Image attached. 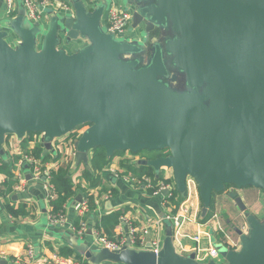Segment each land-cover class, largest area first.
<instances>
[{
	"label": "water",
	"instance_id": "95a60500",
	"mask_svg": "<svg viewBox=\"0 0 264 264\" xmlns=\"http://www.w3.org/2000/svg\"><path fill=\"white\" fill-rule=\"evenodd\" d=\"M70 1L73 13L46 9L49 22H32L22 4L0 30V155L9 135L42 133L46 154L81 127L77 165L99 146L110 157L163 151L144 164L170 169L182 194L193 177L203 216L226 185L264 191V0H125L142 41L106 31L107 0ZM79 39L88 44L73 53L61 46ZM228 195L249 230L234 227L238 249L224 233L215 246L225 261L207 264H264V220ZM71 245L93 264H201L177 253L172 226L158 253Z\"/></svg>",
	"mask_w": 264,
	"mask_h": 264
},
{
	"label": "crops",
	"instance_id": "0c3cea01",
	"mask_svg": "<svg viewBox=\"0 0 264 264\" xmlns=\"http://www.w3.org/2000/svg\"><path fill=\"white\" fill-rule=\"evenodd\" d=\"M108 6L115 2L121 7L125 6V0H107ZM92 8L98 5L101 0H92ZM110 2V3H109ZM96 3V4H95ZM22 0H16V11L13 14H8L4 0H0V30L4 22L18 14L22 6ZM52 8V7H50ZM46 9L40 7L42 11L41 21L49 22V17ZM57 13H73L74 11L55 9ZM107 12V11H106ZM105 12L102 18V24L107 19ZM31 20V19H30ZM36 20H32L35 22ZM131 28V26H129ZM130 30H128L129 32ZM128 33L130 40H141L142 32L137 34ZM17 40L11 39V43H16ZM88 43L84 39L73 40L68 44L61 45L68 53H73L77 49H81ZM25 138H28L27 149L34 150L37 145L44 148L43 134L34 132L31 137L28 133ZM75 139L69 138L68 135L57 138L53 141L51 154L61 152L65 155L66 161L70 163V174L74 182L83 184V187L78 189L77 193L67 203L63 220L57 223H52L50 220V194L51 187L47 179L36 178L31 175L30 169L23 168L24 179L16 188L10 198L6 201L0 195V261H6V264H24L23 259L27 257V249L32 246L35 260L43 261L51 259L54 254L59 253L62 248L70 247L74 249L73 254L79 253L71 243L88 244L94 249L102 247L94 243L95 232L97 231L96 224L103 216L110 214L113 211H123L122 221L114 228V235L117 237L120 233L127 234V226L134 224L141 227L151 225V231L146 236V240L150 241L155 237H159L163 245L167 230L172 226L170 220L164 219L167 214H175L180 211V204L184 199L185 193L176 195L173 198H168L166 193L156 192V189L148 188L145 184L139 183V178L143 176L157 177L165 175L169 172L168 169H163L160 175H157L154 169L144 164L145 159L154 158L146 152L133 153L130 151H122L112 157L111 162L106 166L101 173L102 183L99 187H87L82 179V170L84 163L77 165L75 163ZM5 154L1 157L4 160H12L14 156L21 155L24 148L21 145V139L15 135H9L4 142ZM45 150V148H44ZM43 150L42 154H45ZM47 152V153H48ZM150 152V151H149ZM52 162L48 163V167H53ZM31 175L28 179L27 176ZM4 175L0 173V183L4 179ZM241 190L242 198L249 208L261 220H264L261 208H257L260 203V194L258 189L252 190L250 197L247 195V190ZM261 190V189H259ZM228 191L215 195L213 203L209 208L207 215L210 213L213 206V218L204 221L207 216L202 215L203 205L199 194L196 192L193 200L195 205L194 215L183 226L181 233L176 232L174 228L173 241L177 253L184 257H189L195 254V260L201 264H207L211 261L222 263L225 261L224 256L220 253L215 241L221 239L224 233L230 237L223 241L222 245H227L233 248V244L241 239L234 231L232 222L234 218L241 220V228L247 224L244 214H234L232 202L229 200ZM240 195V194H239ZM81 197V201H77V197ZM175 198V199H174ZM231 198V197H230ZM24 203L25 214H14L10 211V207L15 209ZM258 203V204H257ZM228 208L230 221L226 222V217L223 219L222 208ZM257 209V211L253 209ZM234 215V218L232 217ZM163 219L162 222H159ZM82 222L86 223V229L80 233ZM173 229V226H172ZM199 235L200 240L196 241L193 236ZM231 239V240H230ZM136 247L138 249L147 248ZM82 264H93L85 257L81 260ZM1 264V263H0Z\"/></svg>",
	"mask_w": 264,
	"mask_h": 264
},
{
	"label": "built area",
	"instance_id": "2783aa9c",
	"mask_svg": "<svg viewBox=\"0 0 264 264\" xmlns=\"http://www.w3.org/2000/svg\"><path fill=\"white\" fill-rule=\"evenodd\" d=\"M6 11L8 14H13L16 11V0H4ZM22 3L26 9L27 16L31 20H40L42 18L40 7L59 9V10H69L73 11V5L70 0H22ZM110 3V2H109ZM56 11V10H55ZM107 19L103 26L106 31L109 33L115 34L117 38L120 39H129L128 38V30L129 26L132 22L133 17V8L121 7L117 3L113 2L107 7ZM133 33V32H131ZM83 128H77L75 130L76 133L81 134ZM25 164H29L31 166L30 172L36 178H44L47 179L49 185L52 189L50 197L53 193V186L50 182V175L46 170H42L41 160L37 157H34L31 154H24L23 158L18 163V169L16 171L17 176L21 181L24 179V173L22 172V166ZM48 167V164H47ZM166 169V168H164ZM169 172L161 177H150L143 176L139 178V183L145 184L148 188L156 187V192L167 191L166 196L168 198H173L175 190L177 189L173 172L168 169ZM199 191L198 184L196 180L188 176L186 180V193L183 201L180 204V211L175 214H167L164 219L170 220L174 228H176V232L178 234H182L181 230L185 223L192 218L194 215L195 205H194V196L196 192ZM175 199V198H174ZM50 220L52 223H57L58 221L63 220V214H53L50 213ZM163 219H160L159 222H162ZM86 229V223L82 222L81 228L79 230L80 233H83ZM242 230L244 233H248L249 227L248 224L243 225ZM151 231V225L146 226H135L134 224H129L127 226V234L120 233L117 237L109 238L105 235H101V231L97 229L94 233V243L96 245L106 247L110 250L120 249L125 245L135 248L136 247H145V244H150V248L153 249L156 253H158L162 248V243L159 237H155L154 239L147 241L146 236ZM196 241L200 240L199 235L193 236ZM230 238V237H228ZM231 240V239H230ZM130 241V244H128ZM241 245V239H238L233 244V249H238ZM148 248V246H146ZM138 249V248H136ZM145 249V248H144ZM24 264H82V262L74 257H65L58 253L54 254L51 259H44L43 261L35 260L33 247L30 246L27 249V257L23 259Z\"/></svg>",
	"mask_w": 264,
	"mask_h": 264
},
{
	"label": "trees",
	"instance_id": "16d2710c",
	"mask_svg": "<svg viewBox=\"0 0 264 264\" xmlns=\"http://www.w3.org/2000/svg\"><path fill=\"white\" fill-rule=\"evenodd\" d=\"M32 134H34V132H28L29 137H31ZM79 136L80 134L76 132H71L70 134H68V137L73 139H77ZM27 141L28 138L24 137L21 139V145L24 148V152L19 156H14L12 160H4L0 155V173H2L5 177L0 183V195L5 198L6 201L10 200L14 192V188H16V185L20 183V180L16 173L17 169L19 168L18 163L23 158L24 154H31L41 160V163L43 165L42 170H46V172H48V174L50 175V182L53 186V193L49 199L50 213L57 215L63 214L67 203L77 193L78 189L83 187V184L74 182L70 174V163L66 161V157L63 153L57 152L51 154L50 152H48L46 154H42L44 148L41 145H37V147L31 151L27 149ZM121 152L122 151H117L114 155ZM150 153H152L154 157L162 155L161 151H150ZM112 157L108 156L106 150L101 146L92 149L91 154L89 156V161L83 166L82 170V179L85 183H87V187L96 188L101 185L102 170L109 165L112 160ZM49 162H52L54 164L52 168L47 167V164ZM23 168L31 169V166L29 164H25L23 165ZM230 187L234 186L226 185V190H229ZM153 189H156V187H154ZM175 193L176 195H182L181 192L178 191V189L175 190ZM222 193H224V191L214 192L213 198L215 195H219ZM25 206L26 205L24 203H21L16 209L14 207H10V211L16 215L25 214L27 212L24 209ZM213 208L214 207L212 206L210 213L203 219L204 221L213 218ZM122 217L123 211H113L110 214L103 216L102 219L96 224V228L101 231V235H105L109 238H112L114 235V228H116V226L121 223ZM73 253V248L65 247L62 248L58 254L65 257H74L80 261L84 259V256L81 253ZM102 264L125 263L104 262Z\"/></svg>",
	"mask_w": 264,
	"mask_h": 264
},
{
	"label": "rangeland",
	"instance_id": "374dc122",
	"mask_svg": "<svg viewBox=\"0 0 264 264\" xmlns=\"http://www.w3.org/2000/svg\"><path fill=\"white\" fill-rule=\"evenodd\" d=\"M89 1V5H91L92 6V4H93V2H92V0H88ZM96 4V3H95ZM125 6H126V1H125ZM129 30L130 31H132V29L129 27ZM175 86L176 87H180V84H175ZM73 132H75V131H73ZM143 152V151H142ZM144 152H146V153H148L149 155H150V152L149 151H146V150H144ZM162 152V154H164V152L163 151H161ZM163 172V169L161 170V172L160 173H162ZM249 187V189L247 190V195H248V197H250V194L252 193V190H254V189H258V188H254V187H251V186H248ZM236 188V187H235ZM245 189L247 188V187H244ZM243 188H236V191L240 194V195H242V193H241V190H242ZM258 192H259V194H260V203L257 205V208H261V210H262V215H261V217L264 219V191L263 190H259L258 189ZM229 197V196H228ZM229 200L232 202V207H233V210H234V214H241V211L239 210V208L237 207V205L235 204V202H234V200L232 199V198H230L229 197ZM244 200H246V198L244 199ZM246 203V202H245ZM247 205V204H246ZM253 209V208H252ZM222 210H223V219H225V217H226V222L229 220L230 221V219H229V217L227 218V214L229 213V211H228V208L226 207L225 209L224 208H222ZM253 210H255V211H257V209L255 208V209H253ZM251 211V210H250ZM228 212V213H227ZM252 212V211H251ZM233 218H234V215L232 216ZM232 225H234V227H241L242 225H241V220H239V219H237V218H234V221L232 222ZM234 227H233V231H234ZM233 249V248H232Z\"/></svg>",
	"mask_w": 264,
	"mask_h": 264
},
{
	"label": "flooded vegetation",
	"instance_id": "af4514ba",
	"mask_svg": "<svg viewBox=\"0 0 264 264\" xmlns=\"http://www.w3.org/2000/svg\"><path fill=\"white\" fill-rule=\"evenodd\" d=\"M156 30H157V29H156ZM154 33H155V32H154ZM156 33H157V32H156ZM171 35H172V34H171ZM141 36H142V39H141L140 41H142V40L144 39V36H145V35H141ZM167 81H168V80H167ZM168 82H169V81H168ZM171 84L175 86V84H177V83H176V82H175V83L172 82ZM182 86H183V83L180 84V87H182ZM164 154H165V153H164ZM164 154H162V155H164ZM231 188H233V190H236V188H234V187H231Z\"/></svg>",
	"mask_w": 264,
	"mask_h": 264
}]
</instances>
